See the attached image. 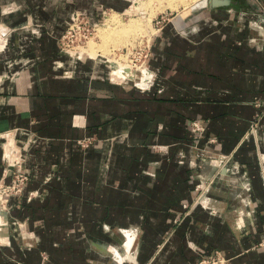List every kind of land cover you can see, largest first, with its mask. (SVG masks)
Instances as JSON below:
<instances>
[{
  "label": "crops",
  "instance_id": "obj_1",
  "mask_svg": "<svg viewBox=\"0 0 264 264\" xmlns=\"http://www.w3.org/2000/svg\"><path fill=\"white\" fill-rule=\"evenodd\" d=\"M255 1L211 9L189 33L164 26L154 83L141 89L60 53L74 11L101 21L125 0H0V183L13 180L7 146L31 176L8 201L25 238L7 235L0 200V264H198L216 253L264 264V115L258 142L246 137L264 101V38L244 19L264 18ZM202 150L239 165L215 181L218 214L193 205L197 183L218 172Z\"/></svg>",
  "mask_w": 264,
  "mask_h": 264
},
{
  "label": "rangeland",
  "instance_id": "obj_2",
  "mask_svg": "<svg viewBox=\"0 0 264 264\" xmlns=\"http://www.w3.org/2000/svg\"><path fill=\"white\" fill-rule=\"evenodd\" d=\"M125 1L127 6L124 9H120L122 3L121 4L118 3L117 8H111V9L109 8L103 10L104 12L106 11L107 14L106 17L104 15V18L101 21H93L90 18L94 23H97L98 25L96 26V30L94 31V35L92 36V38H90L82 47L88 48L92 43L95 46L94 49L96 50V52L87 50L86 52H82L81 56H76V55L71 56L69 54H61V55H65L71 58L72 60H78V61H82L85 59H86L85 61L90 60L98 64V66H100V68L110 78H112V72L114 70V66L112 62H110V59H116L122 63H126L127 65L132 66L133 69L135 70L134 72L136 73V75L140 76L142 73L140 70L141 68H138V66L143 62L144 56L139 58V56L134 57L133 54L124 55V56H120V54L126 51L127 47H131L134 45L144 46L150 44L149 56L147 57V61L145 65L150 69L152 77L155 78L156 74L153 66L151 67L150 65V58L152 60V56H153L152 47L157 42L156 36L161 32L158 28L159 27L163 28L169 23L172 25V27L175 26L176 23L174 24V19L181 12L188 9L197 0H193V1L192 0H125ZM233 1L234 2H232L228 6L216 7V8L217 9L229 8L233 12L239 10L238 6L239 7L241 6V8L243 7L245 10L246 8H249L250 10L258 9L257 8L258 4L255 0H245V2L243 0L242 2L241 0H233ZM169 2L171 3L169 4ZM162 6H165V8L164 9L161 8ZM216 8H210L209 6H206L204 8L195 11L192 15L188 16L187 18L181 19L180 21H178L181 23V26L178 28V30L180 32H183L182 34L189 33L188 32L189 30H192L194 27L205 22V20L208 19V15H207L208 12L211 9H216ZM162 17L165 19L163 24L162 23L158 25L155 24L156 21ZM246 17L244 16L246 25H250L251 28H255L257 30L255 37H257V39H259L260 37L264 38V18L261 19L250 18L247 21ZM259 33L261 35H259ZM83 48H81L80 50H82ZM121 81L122 80H119L117 82H121ZM125 82H131L134 86H136L135 84L136 81H134L133 79H127ZM216 182H213L210 185L209 189L205 192L202 191L201 189L198 190L197 195L193 201V205H197L196 206L197 208L215 206L214 207L216 209L215 211L218 214L220 212L219 211L220 200L218 199L219 196H216L215 194H211V192L214 189H216L214 188L216 186L215 185ZM201 191L204 192L202 194L203 197L199 198L200 196L199 193H201ZM12 196L14 195H5L2 198L3 205L5 206L4 210L6 211L8 218V226L6 228L7 230L6 232L7 235L10 234L11 236L12 235L20 236L23 239L26 236L24 235L25 234L24 232H26L27 228L25 226H21L19 222H17L18 225H13L12 218L9 213L8 201ZM204 200H206V203H204L205 202ZM202 201L204 205L201 203ZM186 206L189 207V205ZM191 213H193V211ZM180 219L182 218L181 217L176 218L177 221ZM3 242L0 243L3 244ZM161 249H163L162 244L158 247L159 251ZM216 254L210 255L212 256V258L210 259L211 263L213 262L214 259H217L215 257ZM205 258H209V256ZM132 261L133 264H140L137 257H135V260Z\"/></svg>",
  "mask_w": 264,
  "mask_h": 264
},
{
  "label": "built area",
  "instance_id": "obj_3",
  "mask_svg": "<svg viewBox=\"0 0 264 264\" xmlns=\"http://www.w3.org/2000/svg\"><path fill=\"white\" fill-rule=\"evenodd\" d=\"M107 12H104V15L106 17ZM106 20V19H105ZM165 21V19L162 17L156 21L155 24H160ZM98 24L94 23L88 14H86L83 11L76 10L72 13L69 21L67 22V27L62 34L60 38V53L61 54H69L71 56H81L82 53H77L80 51L82 46L85 45V43L92 38L94 35V31L96 30V26ZM161 30L162 28H158ZM149 48L150 44L147 45H134L131 47H127L126 51L120 54V56L124 55H131L133 54L134 57L139 56V58L144 56L143 62L138 66V68H141V75L137 76L136 78L139 79L140 81H143V85L137 84L135 82L136 86L141 89H148L152 86L154 83V78L152 77L151 74L147 75L144 70L147 69L150 72V69L145 65L147 61V57L149 56ZM132 70L133 67H130ZM135 71V70H134ZM151 73V72H150ZM139 77V78H138ZM132 79V78H128ZM134 80V79H133ZM118 81V80H116ZM126 80H122L121 82H125ZM135 81V80H134ZM254 104L256 107L260 108L261 112L257 114L255 119L252 121L251 126L249 131L246 134V137H253L256 142L259 140V127H260V119L264 115V101L255 99ZM190 130L191 132L196 136L198 140L202 139L205 136L206 133V122L204 120L196 119L193 120L190 123ZM217 138H210L209 142H216ZM197 146V143H196ZM197 148V147H196ZM12 152L8 154V146L7 150L5 151V160L6 163L10 167V174L13 177V180L11 183H5L2 182L0 183V200L3 205V196L5 195H14V196H20L24 192V188L26 186V183L30 180V175L27 172L21 171L20 170V160L21 156L19 155L18 158H14L12 156L13 153H16V151L13 149V146L11 148ZM7 152V153H6ZM202 153L204 155L202 156H197L201 157L202 161H208L210 164L214 165V167L217 168L218 172L214 177H211L209 179H201L197 185H196V190H202V191H207L210 187V185L217 180V177L221 174V171L224 170L225 168H231L232 170H238L239 165L233 161V154H228V155H222V156H215L214 154L211 155L209 152H206V150H202ZM206 154V156H205ZM258 155H259V162L261 165V170L264 175V150H260L258 147ZM199 193L200 196L199 198L203 197L202 192ZM200 202V201H199ZM203 204V201L201 202ZM204 205V204H203ZM5 208V206L3 205ZM177 221V220H176ZM217 259H214L213 262H210V259L212 256H209V258H202L199 261V264H224L225 259L222 257L220 253H217L215 255Z\"/></svg>",
  "mask_w": 264,
  "mask_h": 264
},
{
  "label": "bare ground",
  "instance_id": "obj_4",
  "mask_svg": "<svg viewBox=\"0 0 264 264\" xmlns=\"http://www.w3.org/2000/svg\"><path fill=\"white\" fill-rule=\"evenodd\" d=\"M193 1V0H192ZM167 3V2H166ZM171 2H169L170 4ZM194 3V2H193ZM208 5V0H197L194 4H192L188 9L184 10L183 12H181L175 19L174 22H178L181 19H185L188 16L192 15L197 9H201L204 8ZM161 8H165V6H162ZM95 46L91 43L90 46L88 48H83L82 50L78 51L77 53H82V52H86L87 50H90L92 52H96V50L94 49ZM94 49V50H93ZM91 54V53H90ZM94 57V56H93ZM110 62H112L113 66H114V70L112 72L113 76L119 80H127L128 78H132L134 79L137 84L139 85H143V81H140L139 79L136 78V73L134 72V70H132L126 63H122L116 59H110ZM144 72L149 75L151 74L147 69L144 70ZM11 147V146H10ZM1 205V204H0ZM3 209V208H2ZM1 212V211H0ZM2 213V212H1Z\"/></svg>",
  "mask_w": 264,
  "mask_h": 264
},
{
  "label": "water",
  "instance_id": "obj_5",
  "mask_svg": "<svg viewBox=\"0 0 264 264\" xmlns=\"http://www.w3.org/2000/svg\"><path fill=\"white\" fill-rule=\"evenodd\" d=\"M233 0H208V5L210 8H216V7H223V6H228L230 5ZM199 10V9H197ZM196 10V11H197ZM228 169L225 168L223 171L226 172Z\"/></svg>",
  "mask_w": 264,
  "mask_h": 264
}]
</instances>
